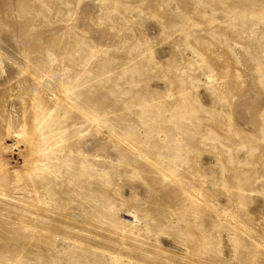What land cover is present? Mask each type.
<instances>
[{
  "label": "rangeland",
  "instance_id": "obj_1",
  "mask_svg": "<svg viewBox=\"0 0 264 264\" xmlns=\"http://www.w3.org/2000/svg\"><path fill=\"white\" fill-rule=\"evenodd\" d=\"M0 64V264H264V0H0Z\"/></svg>",
  "mask_w": 264,
  "mask_h": 264
},
{
  "label": "bare ground",
  "instance_id": "obj_2",
  "mask_svg": "<svg viewBox=\"0 0 264 264\" xmlns=\"http://www.w3.org/2000/svg\"><path fill=\"white\" fill-rule=\"evenodd\" d=\"M1 63H2V62H1ZM0 65H1V64H0ZM23 135H24V134H22L21 136L23 137ZM18 136L21 137L20 134H18ZM25 139H26V138H25ZM26 140H27V139H26ZM29 141H30V140H27V141H26V145L28 146V147H26V148H27V151H28L29 153H33V152H35V151H34L35 149H34V147H33L32 145H31V147H30V145H29L30 142H29ZM32 147H33V148H32ZM29 153H28V154H29ZM29 155H30V154H29ZM31 155H32V154H31ZM33 155H34V154H33ZM30 157H31V156H29V158H30ZM31 158L33 159V156H32ZM29 160H30V159H29ZM32 161H34V160H32ZM37 167H38V166H37Z\"/></svg>",
  "mask_w": 264,
  "mask_h": 264
}]
</instances>
